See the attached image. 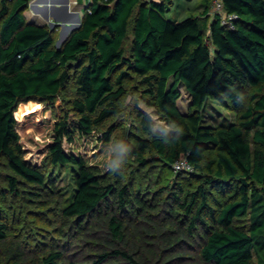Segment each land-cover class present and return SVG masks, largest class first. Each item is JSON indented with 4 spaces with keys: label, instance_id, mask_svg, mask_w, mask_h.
<instances>
[{
    "label": "trees",
    "instance_id": "1",
    "mask_svg": "<svg viewBox=\"0 0 264 264\" xmlns=\"http://www.w3.org/2000/svg\"><path fill=\"white\" fill-rule=\"evenodd\" d=\"M30 1L0 0V163L6 157L17 174L8 179L13 190L22 181L54 189L55 174L25 157L29 129L18 128L15 110L29 98L51 104L71 84L70 108L40 152L52 166L74 168L63 225L81 243L72 257L53 247L30 255L0 220V264H264V0H223L234 28L210 18L213 0L182 19L168 15L170 0H89L60 46L55 28L27 20ZM131 72L147 87L135 105L140 132L126 145L137 160L128 172L114 157L116 124L106 123L122 110ZM215 100L237 119L208 122ZM90 143L92 152L72 148ZM104 151L113 164L97 162ZM147 151L162 160L156 188L135 176ZM179 158L193 170L175 172Z\"/></svg>",
    "mask_w": 264,
    "mask_h": 264
},
{
    "label": "rangeland",
    "instance_id": "2",
    "mask_svg": "<svg viewBox=\"0 0 264 264\" xmlns=\"http://www.w3.org/2000/svg\"><path fill=\"white\" fill-rule=\"evenodd\" d=\"M87 3L89 0H86ZM167 13L175 19H182L188 14L202 15L204 10L203 0H170L167 5ZM214 10V0L211 5L212 17ZM86 7L81 9L80 16L84 14ZM26 18L34 17L39 22L46 23L50 28L54 26L55 44L61 45L65 37V31L62 30L63 24H58V20H49L44 17L41 12L35 9L34 4L30 1L28 7L24 11ZM59 22V21H58ZM57 22V23H58ZM61 23V22H60ZM73 23V22H71ZM75 24L80 21H75ZM74 24V25H75ZM132 41V32L130 31L126 40V52H129ZM127 91L121 98V112L108 120L106 125L116 124L115 131V156L125 161L128 165V172L131 169L129 162L137 165L134 155L127 153L126 145L134 141V135L139 133V120L136 116L135 105L142 101L144 95L143 90L147 87L143 78L135 72H131V76L126 79ZM74 91L69 84L61 93V95L51 104L45 103L39 98H29L18 102L15 116L18 120V128L20 130L29 129L23 135L24 145L28 148L26 159L32 164L45 171L54 173L56 185L54 189L40 188L32 183L22 181L19 183L17 190H13L9 183V177L17 176L13 169L9 166L8 159L3 157L0 163V220L8 224L10 231L15 234V240H22V243L28 248L30 255L37 254L43 248H57L63 250L66 254L71 253L73 256L78 252L81 238L75 228L64 229L63 225V209L70 202V196L75 188L74 168L69 165L52 166L47 153L40 152V149L51 139V125L55 119L62 117L69 110L71 98ZM182 110L187 109L188 97L186 94L178 101ZM206 119L213 124L230 123L237 119L235 111L226 106L222 101H209L205 108ZM252 148L256 147V143L252 138V133L248 137ZM72 145L75 151L87 150L92 152L96 149V145L90 143L87 145ZM98 152V151H96ZM122 152V157L120 153ZM146 162L138 165L135 176L143 185H150L151 188L159 186L157 181L158 168L162 164V160L155 151H147L144 155ZM111 154L104 151L97 158L103 166L113 164ZM185 176L182 180L185 185L193 186L197 182V178L191 173H181ZM21 179L20 177H18ZM30 191L39 192L36 195ZM169 204L166 206L168 208ZM181 209L176 211L177 216ZM163 212L160 216H164Z\"/></svg>",
    "mask_w": 264,
    "mask_h": 264
},
{
    "label": "crops",
    "instance_id": "3",
    "mask_svg": "<svg viewBox=\"0 0 264 264\" xmlns=\"http://www.w3.org/2000/svg\"><path fill=\"white\" fill-rule=\"evenodd\" d=\"M31 2L34 4L35 9L41 12L46 19L49 20L48 16H50L54 21H59H55V27H57L58 24H63L62 30L64 29L65 31V37L69 36L73 28L77 25L74 22L82 19L83 15L80 16L81 9L83 7L85 8V4L87 3V1L84 0L82 3H74V0H31ZM37 17L38 15H34V17H30L27 20L41 25L46 24L44 22H39L36 19Z\"/></svg>",
    "mask_w": 264,
    "mask_h": 264
},
{
    "label": "built area",
    "instance_id": "4",
    "mask_svg": "<svg viewBox=\"0 0 264 264\" xmlns=\"http://www.w3.org/2000/svg\"><path fill=\"white\" fill-rule=\"evenodd\" d=\"M74 3H77V1L74 0ZM85 6L87 9L88 8L87 3L85 4ZM213 14H216L220 17L221 23L223 25H226L230 28H234L236 14L225 10L223 0H214ZM173 168L175 172L193 170V166L186 158H179L175 160V162L173 163Z\"/></svg>",
    "mask_w": 264,
    "mask_h": 264
},
{
    "label": "water",
    "instance_id": "5",
    "mask_svg": "<svg viewBox=\"0 0 264 264\" xmlns=\"http://www.w3.org/2000/svg\"><path fill=\"white\" fill-rule=\"evenodd\" d=\"M82 2H83V0H77V3H82ZM91 4H92V3L88 2V3H87V6H90ZM81 21H82V19L80 20V23L77 24V25L73 28V30L76 29V28H78V27L81 25ZM52 28H54V26H53ZM73 30H72V31H73ZM58 46H60V45L58 44Z\"/></svg>",
    "mask_w": 264,
    "mask_h": 264
}]
</instances>
